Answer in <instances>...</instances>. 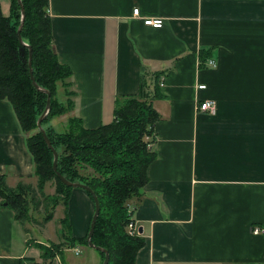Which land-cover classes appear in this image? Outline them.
<instances>
[{
	"label": "crops",
	"instance_id": "1",
	"mask_svg": "<svg viewBox=\"0 0 264 264\" xmlns=\"http://www.w3.org/2000/svg\"><path fill=\"white\" fill-rule=\"evenodd\" d=\"M49 14L76 93L58 123H109L117 100L139 93L143 69L165 71L154 100L157 156L131 202L146 240L136 264H264V231L252 230L264 228V0H50ZM147 17L165 23L149 26ZM207 99L216 114L198 109ZM34 172L27 134L11 102L0 100V174L16 186L34 182ZM94 212L88 192L73 188V237L88 234ZM26 227L0 197V264L43 261ZM57 230L58 239L38 243L67 245L61 221ZM90 250L86 261L84 245L65 248L64 261L51 264H101Z\"/></svg>",
	"mask_w": 264,
	"mask_h": 264
},
{
	"label": "trees",
	"instance_id": "2",
	"mask_svg": "<svg viewBox=\"0 0 264 264\" xmlns=\"http://www.w3.org/2000/svg\"><path fill=\"white\" fill-rule=\"evenodd\" d=\"M49 2L22 0L25 9L22 43L18 33L22 22L20 3L10 0V10L6 13L0 0V100L11 102L27 134L36 179V182L21 180L16 186H9L6 176L0 174L1 201L14 211L25 227L26 223L36 220L31 210L37 211L44 205L47 212L45 222H48L62 204L63 235L71 243L65 246H89L88 234L73 237L70 232L68 206L74 187L64 183L54 170V153L38 127V119L47 107L48 93L45 90H48L51 93V107L42 124L43 127L44 123L47 124L44 128L58 151V171L71 182L90 186L100 201L101 209L92 240L103 249L98 250L101 264L106 256L104 250L110 254L108 264H136L137 255L146 240L141 234H129L127 224L134 211L131 202L141 198L149 180L148 168L157 156L152 142L161 115L154 107V100L162 96V78L166 74L165 71L148 74L143 69L139 93L117 100L111 122L87 128L81 117L70 116L65 130H56L51 120L74 108L73 96L76 93L70 80L73 71L60 61L55 51ZM30 55L35 80L44 90L33 83ZM61 87L66 96L63 99L59 91ZM52 180L55 181L56 190L46 193V187ZM87 192L94 201L93 194ZM62 244L53 243L51 248V245L37 243L43 261L36 264H48L47 261L56 254H60L64 261L65 248Z\"/></svg>",
	"mask_w": 264,
	"mask_h": 264
},
{
	"label": "rangeland",
	"instance_id": "3",
	"mask_svg": "<svg viewBox=\"0 0 264 264\" xmlns=\"http://www.w3.org/2000/svg\"><path fill=\"white\" fill-rule=\"evenodd\" d=\"M2 6H3V10L6 13H9L10 0H2ZM62 88L63 87H61L60 90H59L60 94H61ZM63 96L61 95L62 99H63ZM57 117H59L58 120H56L57 119L56 117H55V119L53 118L54 120L52 119L53 123H55L57 125V130L58 131L65 130L66 123L64 121H61L60 123H58L61 118H60V116H57ZM52 120H51V124H52ZM44 125H45L44 127H47V124L44 123ZM54 128H55V126H54ZM34 182H36L35 179H34ZM55 190H56V184H55V181L52 180L50 183H48V185L46 187V193H54ZM63 212H64V206L61 204V205H59L56 208L53 218L50 221L45 222L46 221L45 218H46L47 212L45 211L44 205H41V207L37 211L34 210V209L31 210V214L34 217V219H36V220H33L31 223H26V226H27V228H29L31 230L30 231L31 232V236L34 239H38L35 242L36 243L35 247H38L37 246L38 242H41V241L42 242H45V241L46 242H50L52 240L58 239L59 234H58L57 228H58V224L61 221L60 218L64 214ZM39 240H41V241H39ZM53 243H56V242H51V243L45 244V245H47V246L51 245L50 247L53 248V246H52ZM67 244H71L70 241ZM62 246H64L63 248H67V246H65V244H62ZM84 249L87 252L81 258L82 259L85 258L86 261H88L89 257H88L87 253L89 251H91L90 249H93V248L84 245ZM58 257L62 260V256L60 254H56V256L54 258H52L51 260H48V264H51V262H53L55 259H59ZM39 261H41V260H39Z\"/></svg>",
	"mask_w": 264,
	"mask_h": 264
},
{
	"label": "water",
	"instance_id": "4",
	"mask_svg": "<svg viewBox=\"0 0 264 264\" xmlns=\"http://www.w3.org/2000/svg\"><path fill=\"white\" fill-rule=\"evenodd\" d=\"M18 2L20 3L21 7H22V22H21V25L18 29V33H19V39L22 43H24L23 41V38H22V35H21V30L23 28V24H24V20H25V9H24V6H23V3H22V0H18ZM26 45L29 46V44L26 43ZM30 72H31V77H32V80H33V83L34 85L38 88V89H42L36 82L35 80V77H34V74H33V69H32V55H30ZM44 90V89H42ZM47 93H48V102H47V107L44 111V113L39 117L38 119V127L40 129V131H42L49 147L52 149L53 153H54V162H53V167H54V170L57 172L58 176L62 179V181L64 183H66L67 185L69 186H72L74 188L76 187H80V188H83L85 189L86 191H89L90 193L93 194V197H94V201H95V212H94V215H93V218H92V222H91V226H90V230H89V233H88V236H87V239H88V244H89V247L91 248H94L96 250H103L101 247L99 246H96L92 240V236L94 234V230H95V226H96V222H97V219H98V216H99V213H100V209H101V206H100V201H99V198L97 196V194L95 193V191L90 187L88 186L87 184H84V183H80V182H71L69 181L68 179H66L61 173L60 171H58V158H59V154H58V151L55 149V147L52 145L51 143V140L49 139L48 135H47V132L45 130V128L43 127V120L44 118L47 116V114L49 113V109L51 107V93L48 91V90H45ZM7 204V203H5ZM143 233V228L140 227L139 228V234ZM105 253H106V256H105V259L103 261L102 264H108L109 263V258H110V254L108 252V250H104Z\"/></svg>",
	"mask_w": 264,
	"mask_h": 264
},
{
	"label": "built area",
	"instance_id": "5",
	"mask_svg": "<svg viewBox=\"0 0 264 264\" xmlns=\"http://www.w3.org/2000/svg\"><path fill=\"white\" fill-rule=\"evenodd\" d=\"M134 15L140 16V9L139 8L134 9ZM144 23L146 25H149V26L161 28V27H163V25L165 23V19L160 18V17H158V18L147 17L144 19ZM208 64L212 67L217 66V62L214 59H209ZM162 84H164V83H162ZM199 87L205 88L206 86L200 85ZM198 109L201 111H207L210 114H216L217 102L215 100H212V99H207V100L203 101L202 103H200V105L198 106ZM252 230L254 233L258 234V233L263 232L264 228L259 227V226H255L252 228ZM127 231L131 235L139 234L138 224L132 215L130 216V219H129L128 224H127ZM76 251H77V253H80V249L77 248Z\"/></svg>",
	"mask_w": 264,
	"mask_h": 264
}]
</instances>
